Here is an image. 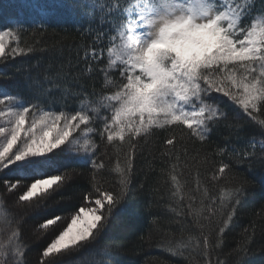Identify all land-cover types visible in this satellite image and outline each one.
Segmentation results:
<instances>
[{
    "label": "snow or ice",
    "instance_id": "obj_1",
    "mask_svg": "<svg viewBox=\"0 0 264 264\" xmlns=\"http://www.w3.org/2000/svg\"><path fill=\"white\" fill-rule=\"evenodd\" d=\"M79 2L87 20L76 27L87 42L75 51L74 63L68 62L69 71L62 65L41 81L21 69L28 97L0 96V183L5 193L23 187L16 203L47 207L74 180L73 169L43 175L58 160L89 170V189L80 205L41 222L44 229L63 226L37 264H75L64 257L99 247L113 212L129 198L135 146L155 130H179L189 140L210 142L213 133L224 129L225 145L217 148L221 156L264 166V137L245 140L250 125L264 133V0ZM60 7L64 5L37 0H20L18 5L21 12L27 9L39 17L40 27ZM25 30L19 15L0 27V64L33 51L21 47ZM72 103L78 106L70 108ZM239 141L244 144L238 146ZM165 143L174 147L175 135ZM101 145L117 153L127 145L125 163L111 168L99 162ZM226 171V179L235 183L221 192L219 209L226 211L218 225L213 223L216 201L210 202L209 232L198 244L204 264H214L212 252L247 193L248 182L236 180L232 165L221 161L219 176ZM113 172L111 190L102 188L99 178ZM20 174L34 178L23 183ZM172 181L179 190L175 176ZM3 201L6 197L0 194ZM24 227L23 215L0 223V264H28ZM248 243L250 238L236 251L246 253Z\"/></svg>",
    "mask_w": 264,
    "mask_h": 264
},
{
    "label": "trees",
    "instance_id": "obj_2",
    "mask_svg": "<svg viewBox=\"0 0 264 264\" xmlns=\"http://www.w3.org/2000/svg\"><path fill=\"white\" fill-rule=\"evenodd\" d=\"M37 2L63 4L64 7L44 18L43 27L38 24L39 17L33 16L30 10H22L20 16L35 17L34 23L26 22L27 30L21 35V47H25L26 52L28 48L33 51L0 64V95L18 93L28 97L24 79L19 74L21 69L41 81L45 74L54 73L62 65L68 72V62L74 63L75 51L87 42L76 27L87 20L80 14L79 0ZM14 8V5L13 8H4L0 3L1 27L8 23V18L18 15L17 12L12 13ZM14 72L17 73L15 77L12 76ZM88 83L91 84L90 81ZM77 106L72 103L69 107ZM55 110H61V106L56 105ZM224 131L220 129L213 133L210 142L189 140L182 137L179 130H155L148 138L141 139L134 149L129 198L113 212L100 237L99 247L64 257V261L73 260L75 264H204L198 244L209 232L205 225L209 224L210 202L216 201L218 215L213 223L218 225L226 211L219 209L221 192L235 183L229 182L230 177L226 179L227 171L225 176H219L218 168L223 161L232 165L236 180L248 182L247 193L237 206V213L225 230L220 246L212 252L211 259L214 264L216 261L220 264H238V261L239 264H264V166L258 161L250 163L247 160L238 164L230 154L221 156L217 148L225 145ZM172 135L176 137L174 147L165 143ZM252 137L260 139L264 133L250 125L245 132V140ZM236 143L241 146L244 141ZM126 151L127 145L119 153L112 146L105 149L101 145L99 162L111 168L117 164L122 166ZM65 169L74 170V180L56 193L47 207L39 209H31L23 202L16 203L15 197L22 194L23 187L17 193H5L4 185L0 183V194L6 197V201L0 202V223L23 215L24 236L29 244L26 249L28 264H37L41 251L63 226L58 224L44 229L41 222L78 207L89 189V170L79 163L61 159L47 168L43 175L57 174ZM172 176L176 177L179 190ZM20 178L23 183H30L34 177L25 178L20 174ZM99 179L100 186L109 190L116 182L114 172ZM198 209L203 210L199 217L195 215ZM212 236L215 241L217 233L213 232ZM246 238H250L247 252L236 251ZM77 256L84 259H76Z\"/></svg>",
    "mask_w": 264,
    "mask_h": 264
},
{
    "label": "rangeland",
    "instance_id": "obj_3",
    "mask_svg": "<svg viewBox=\"0 0 264 264\" xmlns=\"http://www.w3.org/2000/svg\"><path fill=\"white\" fill-rule=\"evenodd\" d=\"M0 3L4 6V8H6V7H12L13 8V5H14L15 8L13 9L12 13H16L17 12L19 16L22 15L21 10L18 8L20 0L19 1L18 0H16V1H13V0H0ZM32 15L35 16L33 12H32ZM32 15L31 16L29 15L28 17L26 15H25V17L20 16L19 18L23 21L24 25H26V22L34 23L33 18H35V17H33ZM9 19L10 18H8L7 20L9 21ZM3 95L4 94H1L0 96H3ZM0 209H1V205H0ZM0 212H1V210H0Z\"/></svg>",
    "mask_w": 264,
    "mask_h": 264
}]
</instances>
